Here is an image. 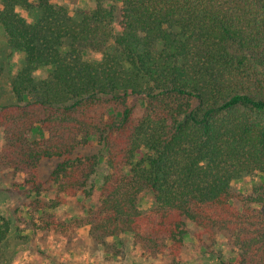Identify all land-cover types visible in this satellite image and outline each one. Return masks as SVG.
<instances>
[{"label": "trees", "instance_id": "obj_1", "mask_svg": "<svg viewBox=\"0 0 264 264\" xmlns=\"http://www.w3.org/2000/svg\"><path fill=\"white\" fill-rule=\"evenodd\" d=\"M0 2L24 61L0 108V167L25 175L23 202L0 209V252L14 228L71 246L88 226L90 246L131 235L143 257L184 264L193 225L202 244L228 240L218 264H264V0ZM245 177L259 181L236 190Z\"/></svg>", "mask_w": 264, "mask_h": 264}, {"label": "rangeland", "instance_id": "obj_2", "mask_svg": "<svg viewBox=\"0 0 264 264\" xmlns=\"http://www.w3.org/2000/svg\"><path fill=\"white\" fill-rule=\"evenodd\" d=\"M59 4H65L70 13L80 9H91L95 7L94 0H54ZM2 8L0 2V9ZM21 14L29 18L26 11L20 10ZM103 54L90 52L87 54L89 60H101ZM22 56L11 48L7 42V37L3 29L0 27V108L14 102L10 82L23 66ZM44 75L43 71L39 75ZM140 103L136 105V113L142 112ZM4 131L0 127V151L4 146ZM55 162L44 161L38 167L39 176L42 181H46L50 172L54 168ZM25 175L17 174L9 169L0 167V209L4 207L16 208L22 202L19 195L15 193V184L24 182ZM258 178L245 177L242 180L233 183L236 190L248 192L251 190L254 182H258ZM29 189V186H26ZM99 193L95 194V199ZM152 206L151 200L144 198L140 202V209L147 210ZM67 208V209H66ZM69 210L70 215L76 214L74 205L60 207L61 215ZM63 215L61 218H64ZM14 233L9 243L1 249L0 264H7L11 260L12 264H169L163 257L147 258L141 254L140 247L134 244L131 235H123L120 239L110 238L109 242L114 243L113 246L105 247L103 245L90 246L88 244L89 227L82 226L74 233L76 242L73 245L66 246L67 239L60 238L62 242L58 245L53 243L52 237L42 240L43 233L36 238L20 239L19 232L14 228ZM189 235L186 240V247L182 253V261L184 264H218L217 258L224 255L229 257L232 254L228 240L222 236L211 238L203 235L202 244L196 237L198 230L190 225ZM49 241V242H48ZM49 245V247H47ZM48 250V251H47ZM54 250L53 252H49ZM42 252H46L43 253ZM48 252V253H47ZM107 252H111L109 255ZM115 253L118 256L112 257ZM46 254H49L48 256ZM47 256V257H46Z\"/></svg>", "mask_w": 264, "mask_h": 264}]
</instances>
